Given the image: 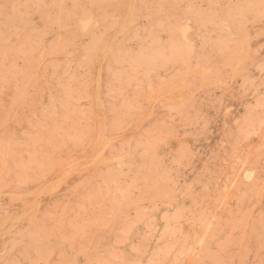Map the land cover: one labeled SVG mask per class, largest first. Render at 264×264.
Masks as SVG:
<instances>
[{"label": "rangeland", "instance_id": "1", "mask_svg": "<svg viewBox=\"0 0 264 264\" xmlns=\"http://www.w3.org/2000/svg\"><path fill=\"white\" fill-rule=\"evenodd\" d=\"M0 264H264V0H0Z\"/></svg>", "mask_w": 264, "mask_h": 264}]
</instances>
